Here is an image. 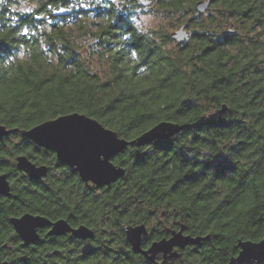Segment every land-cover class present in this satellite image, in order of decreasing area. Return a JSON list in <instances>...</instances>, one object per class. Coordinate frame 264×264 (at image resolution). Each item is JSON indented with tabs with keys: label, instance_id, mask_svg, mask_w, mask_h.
Here are the masks:
<instances>
[{
	"label": "trees",
	"instance_id": "trees-1",
	"mask_svg": "<svg viewBox=\"0 0 264 264\" xmlns=\"http://www.w3.org/2000/svg\"><path fill=\"white\" fill-rule=\"evenodd\" d=\"M29 1L27 11L16 8L20 0L0 3V123L11 129L0 138V172L11 179L10 196H0V243L17 245L9 217L24 208L91 227V245L101 247L91 264H227L239 240L261 239L264 0H212L204 12L197 0H150L157 12L177 15L188 33L179 43L138 24L141 0ZM59 5L73 12L52 15ZM74 111L127 139L161 120L184 127L123 148L113 163L124 174L96 187L15 130ZM19 154L47 165V175L18 178ZM205 159L227 163L207 169ZM137 223H155L141 246L166 235L163 224L209 238L179 259L152 263L126 240L123 225ZM18 257L10 264L36 262L32 250Z\"/></svg>",
	"mask_w": 264,
	"mask_h": 264
},
{
	"label": "water",
	"instance_id": "water-1",
	"mask_svg": "<svg viewBox=\"0 0 264 264\" xmlns=\"http://www.w3.org/2000/svg\"><path fill=\"white\" fill-rule=\"evenodd\" d=\"M141 1L145 4H148L150 2L149 0ZM211 1L212 0H197L195 2V9L199 12H204L208 9ZM72 12L73 8L65 5H59L51 11L52 15L54 16L69 15ZM228 32L231 31L228 30ZM170 34L176 39L177 43L188 37V33L183 26H180L176 30L171 31ZM225 109V104H222L220 108L215 110V113L223 112L225 111ZM53 124L71 125L73 127H81L85 125L94 126L97 129H101L107 132L109 137H116V148L113 156H115L119 151H121L128 145L141 146L148 144L155 139H166L173 136L184 127V124H180L178 122L161 120L131 139H127L124 137H122L121 139L117 131L105 127L96 118L85 113L74 111L70 113L60 114L54 118L44 120L29 128L15 129L39 147L52 150L55 153L56 160L59 163L72 167L83 181L90 182L96 187L109 186L111 183L115 182L124 174V167L113 163L112 165H110L109 170L98 179H89V173L83 163V160L86 157L91 146V138L85 137L71 144H52L51 146H49L51 144L50 141L41 142L39 139L33 137V133H36L38 128H46ZM110 129L112 131H109ZM10 131V128L0 123V138H3ZM57 148L61 150L58 151L56 150ZM69 150L72 152L75 159L81 161L80 164H69L66 162V157L62 155V151L67 152ZM15 161L16 167L19 170L24 171L34 179L44 177L48 173L47 165H36L24 154L17 155ZM0 194L7 197L10 196V186L6 175L0 176ZM9 222L11 223L15 233L25 245L36 241L39 238L36 232V228L45 225L51 226V228L49 229V234L52 235H60L64 234L65 232H71L74 237L82 239L92 238L94 235V231L91 227L85 224H79L77 227H72L64 218H59L51 222L44 216L26 213L21 216L9 217ZM22 222L30 224L31 227L27 229H21L20 225ZM123 230L126 240L130 244L133 252L141 253L150 262H155V257L158 253H162L165 260L169 258H177L179 257V253L176 250H173L174 247L182 248L189 244H199L201 241L209 238V235L192 236L190 234H184V227L183 225H181L177 231L172 230L170 237H162L151 242V247L146 248L147 251H145V249L141 246V240L142 237L148 232L146 224H125L123 225ZM237 246L239 247L237 255L233 256L227 262V264H264V236L257 241L239 240ZM0 264H8V262L6 260H0Z\"/></svg>",
	"mask_w": 264,
	"mask_h": 264
},
{
	"label": "flooded vegetation",
	"instance_id": "flooded-vegetation-1",
	"mask_svg": "<svg viewBox=\"0 0 264 264\" xmlns=\"http://www.w3.org/2000/svg\"><path fill=\"white\" fill-rule=\"evenodd\" d=\"M15 158H16V156H15ZM15 164H16V161H15ZM36 165H39V164H36ZM16 169L18 170V172L16 173V175H18V178L20 176H24L25 179L32 180V181L36 182L37 180L38 181L42 180L45 177L44 176V177H41L39 179H34L31 176H29L28 174H26L24 171L19 170L17 167H16ZM48 171H49V168H48ZM5 175H6L8 182H9L10 192H11V183H10L11 179H10L9 175H7L6 172H5ZM0 196H4V195L0 194ZM26 213H30L32 215L44 216L47 219H49L51 222L59 219V217L52 218L51 216L44 215L40 212H37L36 210H31L28 208H24L18 215H13V216H21V215L26 214ZM154 224L152 226H149L146 224L147 230H148L147 234L150 232V228H154V226H155ZM69 225H71V224L69 223ZM78 225L79 224L71 225V226L77 227ZM163 225L166 227V232H167V234L163 236L165 238H168L171 236L172 230L177 231L180 228V226L179 227H169L165 224H163ZM50 228H51L50 225L37 227L36 232H37L39 238L36 241L29 243L28 245H25V244H23L22 240L18 237V235L15 233V231L12 227V229H13L12 234L17 235L16 237L18 238L17 245H11L10 241H3L2 243H0V260L1 261L6 260L8 262V264H10L11 263L10 260L15 256L16 251H17L19 254L18 258L21 261H23L27 257V253H29V250H32L36 254L35 264H50V263L91 264L90 260H91V258H93L95 256L94 255L95 252H98V250H101V247L91 245V239L92 238H85V239L77 238V237H74L71 234V232H65L64 234H60V235H52V234H49ZM183 233L187 234V232H185L184 230H183ZM143 237H142V239H143ZM154 240H158V239H152V240L147 239L145 242V245L142 246V248H144V249L148 248L149 245L151 244V242H153ZM147 241H149V242H147ZM57 242H59V243L66 242V244L65 245H56L55 243H57ZM141 243H142V240H141ZM190 245L191 244L186 245L182 248L174 247L173 250H176L179 253V257H177V258H172V259L169 258V259L165 260L163 257V254L158 253L155 257V262H152V263H167V262L173 261L175 259H179L182 255L183 251L187 247H189ZM130 248H131V246H130ZM131 250H132V248H131ZM132 252H133V250H132ZM133 253L142 255L141 253H136V252H133ZM167 255H169V254H167ZM142 256L145 259H147L144 255H142ZM113 259H116V257H114ZM56 261H58V262H56Z\"/></svg>",
	"mask_w": 264,
	"mask_h": 264
},
{
	"label": "snow or ice",
	"instance_id": "snow-or-ice-1",
	"mask_svg": "<svg viewBox=\"0 0 264 264\" xmlns=\"http://www.w3.org/2000/svg\"><path fill=\"white\" fill-rule=\"evenodd\" d=\"M5 0H0V3H4ZM27 29H25V33ZM132 56L135 57L136 53L133 52ZM109 131H112L111 129ZM33 137L39 139L41 142L50 141L52 144H71L82 138H91L92 143L83 163L89 173V179H98L105 174L110 165L114 162L113 153L116 148V137H109L108 133L97 129L94 126H81L73 127L71 125L53 124L46 128H38L36 133H33ZM122 139V137H121ZM60 151L61 149L57 148ZM62 155L66 157V162L69 164H80L81 161L75 159L72 152L62 151ZM118 163V162H117ZM226 161L221 159H205L204 167L207 169H220L226 165ZM5 172H0V176H4ZM21 229H27L31 227L30 224L22 222ZM151 247V245H149ZM147 251V249H145ZM243 259V258H242Z\"/></svg>",
	"mask_w": 264,
	"mask_h": 264
},
{
	"label": "rangeland",
	"instance_id": "rangeland-1",
	"mask_svg": "<svg viewBox=\"0 0 264 264\" xmlns=\"http://www.w3.org/2000/svg\"><path fill=\"white\" fill-rule=\"evenodd\" d=\"M149 3L144 5L143 8L139 10V13L137 14L138 17L136 18V21L143 29H146V28L153 29V30L160 29L161 31H166L169 33L171 31L176 30L178 27H180V23H177L176 18H174L177 16L176 14L170 15L169 17L165 16L164 14L157 12L154 5L149 7L150 6ZM15 6L18 9L27 11V10H30L32 7H34V4L31 3L29 0H20V3ZM41 17H43L46 23H49V24L53 22H58V21L51 20L47 14H41ZM170 46H172V43L170 44Z\"/></svg>",
	"mask_w": 264,
	"mask_h": 264
}]
</instances>
